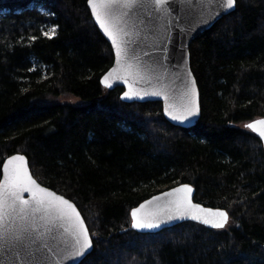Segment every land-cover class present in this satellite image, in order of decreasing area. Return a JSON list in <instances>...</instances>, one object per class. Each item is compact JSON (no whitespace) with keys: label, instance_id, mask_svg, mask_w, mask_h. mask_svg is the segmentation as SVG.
<instances>
[{"label":"trees","instance_id":"16d2710c","mask_svg":"<svg viewBox=\"0 0 264 264\" xmlns=\"http://www.w3.org/2000/svg\"><path fill=\"white\" fill-rule=\"evenodd\" d=\"M87 1L0 0V179L22 152L75 201L94 240L80 264H264V145L245 127L264 117V0H237L191 43L202 113L188 128L102 84L114 54ZM183 182L229 223L132 229L133 207Z\"/></svg>","mask_w":264,"mask_h":264},{"label":"snow or ice","instance_id":"6c2138e0","mask_svg":"<svg viewBox=\"0 0 264 264\" xmlns=\"http://www.w3.org/2000/svg\"><path fill=\"white\" fill-rule=\"evenodd\" d=\"M144 0H88L92 7V12L100 27L111 38L116 45L117 67H114L104 77L107 87H112L109 78L113 74L126 72L132 74L134 66L123 63L129 56V49L124 45L127 43L123 37L130 35L125 31L126 19L131 15L132 10L137 6H142ZM158 9L168 11L169 0H150ZM207 4L212 9V18L227 13L233 9L237 0H203L201 7ZM43 11V9H41ZM57 25H53L49 31L43 34L51 38L56 35ZM36 39V37H32ZM119 41V42H118ZM133 59L139 60L138 56ZM136 71H139L136 66ZM117 75V79H122ZM195 80L191 79L184 87L180 95L179 102L167 104L164 111L174 120L186 121L196 116L200 112V105L197 101V90ZM125 92L124 97L139 95L138 92ZM155 95H164V99H171L166 93L156 91ZM264 137V118L254 120L245 125ZM24 192L31 193L30 199H25ZM192 188L181 185L163 195L172 197L164 206V210L154 211L146 209V205L152 201H145L138 208L131 211L132 227L136 229L157 228L164 221L175 217H191L200 220L217 229L224 228L229 220V214L222 209H204L199 204H194L191 200ZM160 197H153L159 200ZM161 216L164 220H161ZM42 222V223H41ZM59 229L73 239L71 250L67 253L69 257L83 256L91 247L92 239L89 236L80 212L74 204L66 200L63 196L41 187L29 173L25 157L15 155L4 164V179L0 181V264H12L7 259L9 252H14L19 258V264H39L38 254L43 250L51 251L47 240H55ZM38 242H41L38 244Z\"/></svg>","mask_w":264,"mask_h":264},{"label":"water","instance_id":"95a60500","mask_svg":"<svg viewBox=\"0 0 264 264\" xmlns=\"http://www.w3.org/2000/svg\"><path fill=\"white\" fill-rule=\"evenodd\" d=\"M202 3L203 0H169V10L164 11L158 9L150 2V0H144L142 6H137L134 10H132L131 15L126 19V25H122V27H125V31L130 33V35L123 37V39L127 42L124 46L129 49V56L123 61V63L125 65L132 64L134 68L132 74H127L123 71L119 74H113L109 78V82L112 84V87H107L104 83V77L112 68L117 67L116 45L113 44L112 38L104 32L103 28L100 27L99 22L96 20L95 15L92 12L91 5L87 1L93 20L101 33L105 36L106 40L109 42L114 54L113 64L101 77L102 84L106 88L110 89L123 87L121 99L125 102H162L163 114L165 118H167V120L174 125L186 128L196 125L202 113V106L199 85L191 66L190 45L197 36L209 29L216 21L231 13L236 8L235 6L227 13L221 12V14L212 18V9L209 8L207 4H205L202 8ZM134 56H138L139 60L137 61L136 59H133ZM136 66H138L139 71H136ZM117 75H120L123 78L117 79ZM191 79H194L196 82L195 87L197 90V101L200 105V112L198 115L183 122L174 120L164 111V109L167 104L173 103L174 101L179 102L180 95L183 92L185 85L189 83ZM129 85H131V91L138 92L139 95L124 97L123 94L130 91ZM156 91L166 93L171 99L166 101L163 94H153ZM262 118L264 117L255 118L250 122ZM253 132L259 136L257 132ZM260 138L264 145V137ZM15 155H22L25 157L29 173L41 187L47 188L49 191L56 193L57 196H63L66 200L75 205L77 211L80 212V215L88 228L89 236L92 239V247L83 256L69 257L67 253L71 250L73 239L66 233L64 235H60V233H63L64 230L59 229L55 240H47L51 251L49 252L47 250H43L38 254L39 264H80V262L94 248V240L82 211L74 200L38 181L32 172L28 156L22 152H15L4 159L1 166L2 174L0 181H3L4 179V164L10 157ZM184 184H187L192 188L190 195L194 204H199L204 209H222L228 212V210L224 207L205 205L204 203L197 201L195 199L196 188L189 182H183L164 189L163 191L144 199L133 208H138L141 204H144L145 201H152L151 204L146 205V209H152L154 211L164 210L166 202L172 199V197H168L163 194L168 193L172 189L178 188ZM23 196L25 199H30L31 193L24 192ZM153 197H160V199L153 200ZM228 214L230 220V213L228 212ZM161 220H164L163 216H161ZM188 221L197 222L207 227L214 228L211 225L204 224L200 220H194L190 216L184 218L175 217L171 220L162 222L159 227L152 229H136L132 227V223L131 227L132 229L142 233H155L164 230L165 228L176 226ZM39 243L41 242H38V244ZM0 258H2V256H0ZM7 259L11 261L12 264H19V258L15 256L14 252H9Z\"/></svg>","mask_w":264,"mask_h":264},{"label":"rangeland","instance_id":"374dc122","mask_svg":"<svg viewBox=\"0 0 264 264\" xmlns=\"http://www.w3.org/2000/svg\"><path fill=\"white\" fill-rule=\"evenodd\" d=\"M43 11H45L44 9H43ZM52 24H46L44 27H43V31L45 32V31H49L51 28H52ZM56 31H57V29H56ZM43 32V33H44ZM60 101H69V102H73V103H81V100H78L77 98H75V97H73V96H65V97H63V98H61L60 99Z\"/></svg>","mask_w":264,"mask_h":264},{"label":"bare ground","instance_id":"6f19581e","mask_svg":"<svg viewBox=\"0 0 264 264\" xmlns=\"http://www.w3.org/2000/svg\"><path fill=\"white\" fill-rule=\"evenodd\" d=\"M102 77V76H101Z\"/></svg>","mask_w":264,"mask_h":264}]
</instances>
